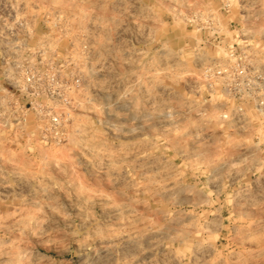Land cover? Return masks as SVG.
Listing matches in <instances>:
<instances>
[{"label":"rangeland","instance_id":"rangeland-1","mask_svg":"<svg viewBox=\"0 0 264 264\" xmlns=\"http://www.w3.org/2000/svg\"><path fill=\"white\" fill-rule=\"evenodd\" d=\"M239 48L264 73V0H0V73L81 78L49 146L57 89L0 76V264H264V78L213 73Z\"/></svg>","mask_w":264,"mask_h":264},{"label":"built area","instance_id":"built-area-1","mask_svg":"<svg viewBox=\"0 0 264 264\" xmlns=\"http://www.w3.org/2000/svg\"><path fill=\"white\" fill-rule=\"evenodd\" d=\"M230 60L225 61L222 66H219L213 73L226 78V85L229 89L237 88L242 84L248 85L252 81L261 80L264 78V73L256 67L248 66V53L244 49H232L230 52ZM8 65L0 73L4 82L11 85L12 89L20 87L22 90L30 94L35 90L38 84L40 91L45 94L47 86H54L60 97L63 98V104L54 103L52 106L41 102L39 104L42 110L46 106H50L45 111L44 118L41 119L39 125V138H41L49 146H58L68 134V129L71 124V111L65 104L70 102L69 93L74 88L75 84H81V78L77 74L74 81L59 80L51 74L43 75L36 70L33 63L20 61L18 59L6 60ZM46 82V83H45ZM31 105V104H30Z\"/></svg>","mask_w":264,"mask_h":264}]
</instances>
